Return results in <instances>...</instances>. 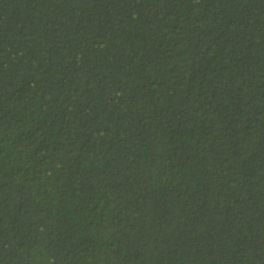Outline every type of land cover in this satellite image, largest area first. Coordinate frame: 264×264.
Wrapping results in <instances>:
<instances>
[{
	"label": "trees",
	"instance_id": "trees-1",
	"mask_svg": "<svg viewBox=\"0 0 264 264\" xmlns=\"http://www.w3.org/2000/svg\"><path fill=\"white\" fill-rule=\"evenodd\" d=\"M0 264H264V0H0Z\"/></svg>",
	"mask_w": 264,
	"mask_h": 264
}]
</instances>
